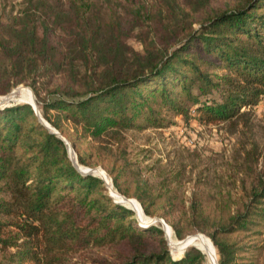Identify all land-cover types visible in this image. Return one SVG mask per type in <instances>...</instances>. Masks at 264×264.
<instances>
[{
	"label": "trees",
	"instance_id": "16d2710c",
	"mask_svg": "<svg viewBox=\"0 0 264 264\" xmlns=\"http://www.w3.org/2000/svg\"><path fill=\"white\" fill-rule=\"evenodd\" d=\"M61 1L38 3L46 16L42 36L35 28L24 41L39 45L32 51L49 62L56 49L49 22L59 24L65 13L76 28L85 26L74 39L81 48L77 54L88 77L86 88L60 86L46 97L35 90L40 114L52 130L65 134L63 122L70 121L77 138H99L163 127V110L202 124L233 121L264 98V0H246L216 12L171 50L158 52L148 47L144 52L124 50L126 44L112 35L111 42L102 35L100 45V35L91 27L92 0ZM96 28L103 30L101 24ZM59 53L64 60L66 52ZM12 54L7 52L8 57ZM17 75H0V96L10 95L23 81ZM29 103L0 109V264H205V254L195 247L174 258L162 226L140 224L136 210L117 203L101 177L82 174L78 168L89 167L75 139L68 136L77 151L76 165L66 142L44 125ZM113 184L119 191L117 180ZM142 193L143 212L156 216L147 199L153 194L147 189ZM251 202L209 232L218 264H240L243 252V246L221 234L264 224V185ZM202 217L204 213L194 212L173 220L174 237L184 239L195 228L207 231L206 225L196 223ZM103 248H112L114 258L89 255Z\"/></svg>",
	"mask_w": 264,
	"mask_h": 264
},
{
	"label": "rangeland",
	"instance_id": "374dc122",
	"mask_svg": "<svg viewBox=\"0 0 264 264\" xmlns=\"http://www.w3.org/2000/svg\"><path fill=\"white\" fill-rule=\"evenodd\" d=\"M41 1L54 4V0H0V75L18 73L17 78L23 79L10 95L0 96L2 108L36 101V89L46 97L60 86L86 88L88 77L77 54L81 48L74 39L75 32L81 33L85 28L84 23L76 28L71 15L64 12L59 24L49 22L56 46L49 62L32 51V48L38 50L39 45L32 47L30 42L24 43L27 34L35 28L42 36L46 16L42 7L39 9ZM245 1L92 0L91 27L100 35L97 40L100 45L102 35L108 42L112 35L113 40L119 37L126 44L124 50L144 52L146 47L155 52L159 48L171 50L186 32L198 28L211 15ZM62 9L65 10L64 5ZM98 24L103 28L100 32L96 28ZM72 43L75 45L70 47ZM62 51L66 54L61 61ZM7 52L15 54L8 57ZM90 53L88 57L92 58ZM71 59L72 65L68 63ZM244 110L245 114L233 121L208 124L163 110V127L111 132L99 138H77L74 123L70 121L63 122L66 135L56 129L70 144L69 137L77 142L87 163L84 165L89 167L82 172L92 171L109 183L110 177L112 184L117 180L120 190H115L113 184L111 190L116 198L111 197L136 210L138 220L164 227L174 258H181L189 248L195 247L205 254V264H218L217 249L209 232L216 228L215 224L229 221L231 214L245 210L247 203H252L254 192L264 185V98L258 105ZM73 149V157L79 163ZM144 189L154 196L147 199L157 210L156 216L143 212L138 194H143ZM133 204L139 205L142 213ZM194 212L204 213L196 223L209 229L195 228L184 239L174 237L172 221L190 217ZM153 217L164 219L168 225L160 220L150 223ZM220 236L243 246L240 264H264V224L250 231ZM89 255L112 259L115 251L103 248Z\"/></svg>",
	"mask_w": 264,
	"mask_h": 264
},
{
	"label": "water",
	"instance_id": "95a60500",
	"mask_svg": "<svg viewBox=\"0 0 264 264\" xmlns=\"http://www.w3.org/2000/svg\"><path fill=\"white\" fill-rule=\"evenodd\" d=\"M15 89H13L11 92H13ZM29 104H31V103H29ZM32 106H33V108L35 109V111L37 112V114L40 116V118H41V121L44 123V125L47 127V128H49L50 129V131L51 132H53V133H56L57 135H59L65 142H66V144H67V146H68V149H69V153H70V158H71V160L73 161V163L75 164V158H76V156H75V158L73 157V155H75V150L73 149V147L71 146V144H70V142L67 140V138L66 137H64V135H62V133H60L55 127V130H52L51 128H50V126H48V122L42 117V115L40 114V110H39V108H38V105H37V103H36V101L34 100V104H31ZM4 105L3 104H0V108H2ZM50 124V123H49ZM76 165V164H75ZM77 167V166H76ZM78 168V167H77ZM78 170L82 173V174H84V175H89V174H94L92 171H89V172H82L79 168H78ZM109 179H110V183L108 182V180H105V182H106V185H107V187L109 188V190H110V195L112 196V197H114L113 195H112V190H111V188H112V186H113V184H112V180H111V178L109 177ZM130 199V198H129ZM116 201V200H115ZM117 202V201H116ZM120 203V202H119ZM133 209V208H132ZM139 220L143 223V225H148V222H143L140 218H139ZM153 220L154 221H162L163 222V224H167V222L164 220V219H162V218H160V217H154L153 218Z\"/></svg>",
	"mask_w": 264,
	"mask_h": 264
},
{
	"label": "built area",
	"instance_id": "2783aa9c",
	"mask_svg": "<svg viewBox=\"0 0 264 264\" xmlns=\"http://www.w3.org/2000/svg\"><path fill=\"white\" fill-rule=\"evenodd\" d=\"M154 218V217H153ZM153 218H152V220L151 221H149L150 223H153V222H156V221H154L153 220ZM149 225V224H148ZM166 225H168V223L166 224ZM170 225V224H169ZM147 226V225H146ZM171 226V225H170ZM164 228V227H163ZM165 230V229H164ZM165 234H166V232H165ZM166 237H167V235H166ZM168 238V237H167ZM169 240V239H168Z\"/></svg>",
	"mask_w": 264,
	"mask_h": 264
}]
</instances>
